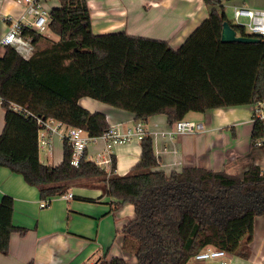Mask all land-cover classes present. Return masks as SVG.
<instances>
[{
  "label": "trees",
  "instance_id": "1",
  "mask_svg": "<svg viewBox=\"0 0 264 264\" xmlns=\"http://www.w3.org/2000/svg\"><path fill=\"white\" fill-rule=\"evenodd\" d=\"M59 2L50 9L48 23L57 40L24 29L35 45L33 55L25 59L10 45L0 55L5 109L0 167L21 174L42 198L61 195L79 180L102 177L103 191L120 200L117 206L133 204L135 216L121 230V249L136 261L121 256L102 264H189L207 246L249 257L255 220L264 215V167L250 164L235 175L194 166L166 175L154 170L159 159L148 134L141 140L140 161L123 176L107 178L86 159L74 166L65 141L62 162L47 165L40 160L35 117L53 118L95 137L108 130L107 116L84 108L83 97L129 111L145 123L157 114L175 123L189 112L253 105L264 100V38L222 42L228 19L221 0H203L211 7L209 15L178 48L126 31L96 34L87 0ZM228 22L237 34L249 35ZM14 103L32 115L13 110ZM258 138H264L261 120L253 122L252 147ZM13 212V197L4 195L0 254L9 252L13 233L25 232L13 224Z\"/></svg>",
  "mask_w": 264,
  "mask_h": 264
},
{
  "label": "crops",
  "instance_id": "2",
  "mask_svg": "<svg viewBox=\"0 0 264 264\" xmlns=\"http://www.w3.org/2000/svg\"><path fill=\"white\" fill-rule=\"evenodd\" d=\"M48 1L53 7L60 5L59 0ZM48 1L45 0V5ZM87 1L94 33L126 31L165 40L173 48H178L211 10L203 0ZM21 10L16 0H0V38L8 31V22L3 20V15L16 17ZM2 53L3 50L0 55ZM79 102L91 112L105 113L109 126L126 129L138 122L133 113L93 98L83 97ZM248 107L249 111L243 106H235L196 112L194 115L198 116L189 120L202 122L204 131L174 136L168 133L174 123H169L166 114L151 116L145 129L146 135L152 137L153 150L159 159L154 170L170 175L195 166L241 175L250 164L264 166V145L251 146L253 105ZM4 125L5 109L0 104V134ZM51 141L52 148L39 149V152H46L47 161L41 155L40 160L55 166L62 162L64 141L59 136H52ZM103 148V141H91L87 146L88 159L95 160L99 153L103 157ZM141 153V140L117 144L112 151L115 168H102L106 177L130 173L140 161ZM99 178L90 182L77 181L64 192L72 193V197H50L49 204L43 207L41 203L47 198L41 197L36 186L28 184L21 174L10 168L0 167V199L4 195L13 197V224L25 229L23 234H12L9 252L0 254V264H28L31 261L34 264H95L102 258L109 261L121 256L134 263L136 258L125 255L121 249V230L134 218V205L117 206L120 200L103 191ZM228 258L230 264H264V215L255 220L249 257L228 253ZM188 263L218 264V261L194 260L192 257Z\"/></svg>",
  "mask_w": 264,
  "mask_h": 264
},
{
  "label": "built area",
  "instance_id": "3",
  "mask_svg": "<svg viewBox=\"0 0 264 264\" xmlns=\"http://www.w3.org/2000/svg\"><path fill=\"white\" fill-rule=\"evenodd\" d=\"M21 5L22 10L16 16L3 15V20L8 22L7 33L0 38V47L13 46L16 51L25 59H29L34 51L35 45L30 36L24 35V29H31L43 32L50 20V9L46 8L45 0H16ZM234 24L248 29V36L264 38V9L250 8L247 6H235ZM240 18H247L246 24L240 23ZM3 99L0 97V104ZM13 110L22 112L27 116L32 115L23 106L11 104ZM39 126L38 146L39 149L52 148V136H59L67 143L72 151V164L78 166L82 159L87 157V146L93 140H101L104 143L102 150L103 157L99 153L93 160L101 169L105 166L111 168L113 164L112 151L117 144L126 143L132 139L142 140L146 135L145 122L138 121L134 126L123 129L122 127L109 126L108 130L100 136H90L84 129L68 126L62 121L48 118L35 117ZM256 120L264 121V100L253 104L252 122ZM204 131V124L189 119H181L173 124V128L168 131L170 136L177 134H193ZM255 146L264 145V138H258L254 142ZM64 198L72 197V193H63ZM51 200L44 199L41 206H47ZM196 260L212 259L218 264H230L228 254L219 247L207 246L193 256Z\"/></svg>",
  "mask_w": 264,
  "mask_h": 264
},
{
  "label": "rangeland",
  "instance_id": "4",
  "mask_svg": "<svg viewBox=\"0 0 264 264\" xmlns=\"http://www.w3.org/2000/svg\"><path fill=\"white\" fill-rule=\"evenodd\" d=\"M221 1H222L223 5H224L223 11H224V13L226 15V18L231 23H234V21H235L234 20L235 19L234 18L235 17V6H247V7L254 8V9H257V8L264 9V0H221ZM51 4L52 3L50 1L46 2V8L47 9H51V7H53V5H51ZM247 22H248L247 18H240V23L246 24ZM245 30H246L247 34H250L248 32L247 28ZM43 32H44V34L47 37H49L51 39H55V40L58 39V35L56 33L52 32L51 30H49L48 27ZM2 50H3V47H0V52ZM243 107L246 110H248V108H249L248 105H245ZM252 112H253V108H252ZM192 113H190V115L188 114L186 116V119H190V118L193 119V118L198 116L197 114L194 115L196 112H192ZM40 155H41V157L43 158L44 161H47L46 152L45 151L41 150ZM260 165L262 167H264L263 164H260ZM105 261H108V260H106L105 258H102V259H99L95 264H102V262H105Z\"/></svg>",
  "mask_w": 264,
  "mask_h": 264
},
{
  "label": "water",
  "instance_id": "5",
  "mask_svg": "<svg viewBox=\"0 0 264 264\" xmlns=\"http://www.w3.org/2000/svg\"><path fill=\"white\" fill-rule=\"evenodd\" d=\"M260 37L257 36H248V35H239L237 31L231 26L228 21L223 23V28L221 31V41L222 42H259Z\"/></svg>",
  "mask_w": 264,
  "mask_h": 264
}]
</instances>
